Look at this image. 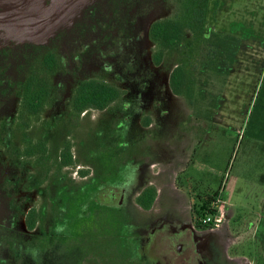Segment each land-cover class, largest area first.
<instances>
[{"label":"rangeland","instance_id":"rangeland-1","mask_svg":"<svg viewBox=\"0 0 264 264\" xmlns=\"http://www.w3.org/2000/svg\"><path fill=\"white\" fill-rule=\"evenodd\" d=\"M83 1L71 16L59 24L56 33L51 36V39H56L60 32L66 33L68 37L74 34L79 36L77 38L84 47L80 61L76 62L71 54L73 45H69L67 41L71 50L68 49L69 70L63 78L65 101H71L79 83L87 80H97L114 86L120 90L121 95L109 110H90L85 116L76 118L72 124L63 122L65 117L60 116L62 112L57 111L59 123H54L50 129L53 136L56 135L53 137L52 153L54 173L60 172L61 175L73 177L76 182L88 181L94 169L89 160L91 158L101 167L102 177L100 182L93 183L88 191L91 196H101L103 184L110 186L114 180L120 179L123 172L128 171V162H131V158L146 149L140 144L144 142L145 134H149L150 142H145V145L150 152L148 150L145 152L151 153L152 157L158 154L163 145L165 147L169 145L178 153L176 155L183 158L185 155L186 158L188 156L181 174L185 188L194 189L198 197L225 190L224 203L221 202L218 206L220 220L217 222L218 225L222 223V209L228 206L234 209L239 220L254 218L260 212L259 204L264 200V113H262L264 111L257 101L259 92L254 94L255 86L260 84L257 82L260 71L256 70V65L259 64L260 68L264 50L258 46L250 49L247 55L240 57V63H236L232 72L228 71L226 76L215 72L203 75L190 97L185 93L177 94L170 83L172 73L181 61V55L168 52L160 63L155 62L153 55L157 53L158 47L147 37L148 29L153 22L174 16L177 11L174 0H142L145 3L143 19L138 24L134 22L135 24L128 27H124L121 21L118 25L114 22L113 26L111 25L117 14L113 12L112 5L109 8L105 6L112 0L98 2L104 8L93 15L85 10L95 0ZM220 1L225 3L222 11L227 12L224 15L222 12L218 27L225 23L228 25L235 19H245L255 26L258 34H264V23H261L264 17V0ZM99 13L106 16L105 23L103 20L99 23L97 20L96 16ZM137 26L142 27L144 31L138 44H135L137 41L135 37L123 34L129 29L128 32L135 35ZM94 34L101 38L100 45L99 39H91ZM3 36L4 41L0 40V50L12 49L13 61L9 73L17 80H22L28 75L29 61L34 52L41 51L39 46L46 45L50 50L58 46L56 42L42 43L32 39L28 34L9 30H5ZM137 37L139 39V36ZM89 47L91 49L87 50ZM136 54H139L138 58ZM151 72H155L158 77ZM52 81L55 83L57 80ZM201 89L203 94H200ZM60 96V100L57 101L59 108L64 101L63 95ZM16 97L18 98V95L3 99L0 108L6 104L8 108H14L18 101ZM260 98L264 101L262 95ZM123 102L124 108L120 109ZM50 105L45 107L38 121L32 125V128H36V134L52 116L53 109ZM166 105L171 109H167ZM145 108L147 109L143 111ZM63 145L69 146L73 162L68 168L58 169ZM152 149L158 151L154 152ZM8 157L7 151L0 146V189L9 175L5 166H10ZM31 167L32 165H28V169ZM102 179L105 183H101ZM121 191V196L126 197V191L124 189ZM65 192L64 190V198L70 195L75 198L79 194L83 195L82 191ZM33 195L34 198H39L37 193ZM7 201L8 197L0 190V203ZM39 204L40 202L36 200L35 207ZM194 205L199 211L201 208L199 200H195ZM65 217L67 222L73 220L70 213ZM128 220L127 226L125 220L120 217L105 214L100 221L104 224L99 222L79 226L78 222L72 230L69 242L57 238L53 244L45 233V239L36 242L37 246L34 247L36 252L42 253V257L36 259L35 264L39 262L49 264V256L52 264H78L79 254L83 252L82 245L89 239H96L101 246H113V243L123 244L126 241L125 244L130 245L133 243V233L124 232L129 228L137 229L141 225L132 218ZM105 224L108 225V229L103 230ZM79 230L81 233H77ZM92 230L99 232L89 233ZM128 236L131 238L126 240ZM124 255L126 257L123 264H137L132 256L127 253Z\"/></svg>","mask_w":264,"mask_h":264},{"label":"flooded vegetation","instance_id":"flooded-vegetation-1","mask_svg":"<svg viewBox=\"0 0 264 264\" xmlns=\"http://www.w3.org/2000/svg\"><path fill=\"white\" fill-rule=\"evenodd\" d=\"M100 1L95 0L85 12L98 13L104 8L98 3ZM50 4L51 0L45 1L46 6ZM109 6L113 7V0L105 7L109 8ZM0 13L6 14L7 11L0 9ZM100 13L97 14V19H106V16H101ZM111 25L113 26V20ZM150 27L147 34H149ZM128 30L126 29L123 36L132 35L137 39L134 43L138 44L144 29L142 28V35L140 34L139 39ZM4 33L5 30L0 28L1 41H4ZM92 38L99 39L100 45L101 38H98L96 34L92 35ZM76 39L79 40V38ZM49 42L53 44L58 41L49 38L46 43ZM78 43L82 45V42L78 41ZM90 49L91 47L87 50ZM6 50L12 51L11 48L0 50V74L3 78L6 74L13 78L15 85L12 89L14 91L9 96L18 95V98L16 97L18 101L14 108H8L7 104L0 108V111L4 113L3 118L0 119L1 125L13 123L12 125L15 126L13 143L8 140L9 135L3 133L0 136L3 139L1 146L7 151L10 163V166L5 165L9 175L0 189L1 193L8 197L6 203H0V233H26L30 236L28 241H33L37 233H46L53 244L57 238L69 242L76 223L79 222V226L99 224L105 214H112L114 217L125 220L127 226L129 218L141 225L137 229L129 228L124 232L133 233V243L126 245L127 241H124L123 244L113 243V246H101L96 239H89L82 245L83 252L79 254L78 264H123L126 253L132 256L137 264H264V200L259 204L260 212L252 219L239 220L234 209L228 206L222 209V223L205 225L194 205L195 200L198 201V196L191 187L185 188L181 180L182 167L188 161V156L186 158L185 155L183 158L176 155L177 152L169 145H166L167 147L163 145L159 151L155 150L156 148L152 149L154 152L158 151V154L152 157L151 153L145 152L147 150L150 152L145 145V142H150L149 134H145L144 142L140 144L146 148L142 150L144 153L140 152L134 155L133 159L131 158V162H128V171L123 172L120 179L114 180L110 186L103 184L101 196H91L88 191L92 188V184L99 183L102 177L101 167L91 158L89 160L94 169L88 181L76 182L73 177L61 175L60 172L54 173L52 153L53 137L56 135L53 136L50 129L54 123H59L57 111L62 112L60 116L65 117L63 122L72 124L76 118L85 116L90 110H109L116 101L110 103L105 109L88 108L81 113L73 108L72 101L64 100L60 108L58 102H48L45 107L52 105H50L53 109L52 116L36 134V128H32V125L38 121L43 111L39 116L26 117L25 114L23 116V113L27 112L22 111L25 104L18 94L21 79L17 80L13 74L9 73L12 62L8 64V70L5 71L6 55L4 53ZM136 55L138 58L139 54ZM81 57L82 55L77 60L80 61ZM153 59L155 60V54ZM137 61L139 62V59ZM151 73L158 77L155 72ZM6 97L8 96H4L2 100ZM62 97L66 99L64 92ZM166 107L171 109L168 105ZM123 108L124 102L120 109ZM6 112L15 113V117L7 119ZM111 118L113 120V114ZM21 147H23L22 151ZM63 147L59 156L58 169L68 168L70 165L64 164L62 155L66 145ZM28 165H32L33 171L28 169ZM101 183H105V180L102 179ZM121 189L126 191V197L121 196ZM64 190L71 193L82 191L83 195L79 194L77 198L72 195L64 198ZM224 192V189L217 192V207L220 206L219 203H224ZM35 193L39 198H34ZM145 193L147 195L144 197ZM152 193H155L154 198H151ZM36 200L40 204L35 207ZM67 213H70L73 219L70 222H67L65 217ZM100 224L104 223L100 222ZM105 229H108L106 224L103 230ZM98 232L89 231V233ZM77 233H81V230ZM130 238L128 236L126 240ZM48 261L52 264L50 256Z\"/></svg>","mask_w":264,"mask_h":264},{"label":"trees","instance_id":"trees-1","mask_svg":"<svg viewBox=\"0 0 264 264\" xmlns=\"http://www.w3.org/2000/svg\"><path fill=\"white\" fill-rule=\"evenodd\" d=\"M174 1L177 6L174 16L155 21L150 27L148 38L151 43L158 47V51L155 53L157 63L162 61L165 53L181 55V61L171 76L170 84L175 93H185L190 97L195 85L202 79L203 75L215 72L218 75L226 76L228 71L232 72L235 64L240 61V57L247 55L250 49L258 46L262 51L264 50V34H258L255 26L246 22L245 19L232 20L229 23L230 25L228 24L229 27H227V23L218 27L219 18L224 12L222 11L224 1ZM143 9H145V3L142 0H113V12L117 14L113 22L118 25L121 21L124 27L130 26L134 22L138 24L143 19ZM97 20L102 21V19ZM261 23H264V17ZM136 30L135 36H140L142 27L137 26ZM57 36L58 46L55 49L50 50L49 47L47 48L44 45L39 46L41 48L39 53L34 52L32 59L29 61L28 75L19 83L20 92L18 94L25 104L22 111L27 112L23 113V116L24 114L26 117L29 115L39 116L45 109V104L60 100V95H63L64 91L63 78L69 70L70 56L68 55V49L70 51L71 47L68 46L73 45L71 54L76 62L79 61L77 59L81 56V52H84L83 45H80L79 40L76 39L77 35L68 37L64 32H60ZM43 50L46 51L43 52ZM4 54L6 55L5 71H7L8 64L13 60V52L6 50ZM260 65V68L259 64L256 65V70L260 71L257 80L260 84L255 86L254 94L259 92L257 101H259L261 109L264 111V101L260 98V95L264 97V59ZM2 76L0 74V102L4 96L13 93L12 88L15 85L11 76L7 74L4 75V78ZM53 79L57 81L54 83ZM203 93V89H201L200 94ZM120 95V90L114 86L97 80H87L79 83L71 101L74 103L73 108L81 113L88 108L105 109L110 103L117 101ZM6 114H8L7 119L15 117V113L6 112ZM3 116V111H0V119ZM12 124H2L0 129V136L3 133L9 135L7 138L11 143H13L15 128ZM2 142L3 139L0 137V146ZM62 158L64 164L72 163L73 155L70 153L69 146H66ZM146 195L147 193L144 194V197ZM217 196L216 193L212 196L198 197L201 203L198 213L202 216V219L207 215L218 214ZM154 197L155 193H152L151 198ZM44 234L37 233L33 241H28L30 236L26 233H0V264H35L36 259L42 257L41 252L35 251L36 242H42L45 239ZM39 264L45 263L39 262Z\"/></svg>","mask_w":264,"mask_h":264},{"label":"water","instance_id":"water-1","mask_svg":"<svg viewBox=\"0 0 264 264\" xmlns=\"http://www.w3.org/2000/svg\"><path fill=\"white\" fill-rule=\"evenodd\" d=\"M0 0V28L28 34L32 39L46 43L56 33L59 24L75 12L83 0Z\"/></svg>","mask_w":264,"mask_h":264},{"label":"built area","instance_id":"built-area-1","mask_svg":"<svg viewBox=\"0 0 264 264\" xmlns=\"http://www.w3.org/2000/svg\"><path fill=\"white\" fill-rule=\"evenodd\" d=\"M219 213L217 215H207L205 218H203V223L205 225H211V224H216L219 222Z\"/></svg>","mask_w":264,"mask_h":264}]
</instances>
